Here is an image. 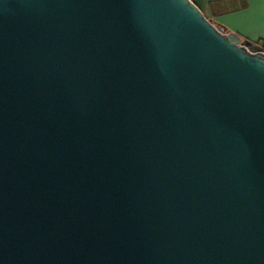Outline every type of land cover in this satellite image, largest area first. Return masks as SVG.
<instances>
[{
    "label": "water",
    "instance_id": "water-1",
    "mask_svg": "<svg viewBox=\"0 0 264 264\" xmlns=\"http://www.w3.org/2000/svg\"><path fill=\"white\" fill-rule=\"evenodd\" d=\"M193 0H0V264H264V52Z\"/></svg>",
    "mask_w": 264,
    "mask_h": 264
},
{
    "label": "crops",
    "instance_id": "crops-1",
    "mask_svg": "<svg viewBox=\"0 0 264 264\" xmlns=\"http://www.w3.org/2000/svg\"><path fill=\"white\" fill-rule=\"evenodd\" d=\"M204 15L218 28L242 38H264V0H195Z\"/></svg>",
    "mask_w": 264,
    "mask_h": 264
},
{
    "label": "built area",
    "instance_id": "built-area-1",
    "mask_svg": "<svg viewBox=\"0 0 264 264\" xmlns=\"http://www.w3.org/2000/svg\"><path fill=\"white\" fill-rule=\"evenodd\" d=\"M261 46H262V48H263V52H264V41L262 42V43H259Z\"/></svg>",
    "mask_w": 264,
    "mask_h": 264
},
{
    "label": "trees",
    "instance_id": "trees-1",
    "mask_svg": "<svg viewBox=\"0 0 264 264\" xmlns=\"http://www.w3.org/2000/svg\"><path fill=\"white\" fill-rule=\"evenodd\" d=\"M194 2H195V0H193ZM264 41V38L263 39H261V40H259L258 42L259 43H262Z\"/></svg>",
    "mask_w": 264,
    "mask_h": 264
}]
</instances>
